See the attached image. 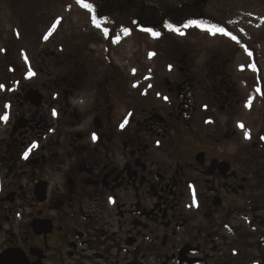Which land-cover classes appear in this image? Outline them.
Returning a JSON list of instances; mask_svg holds the SVG:
<instances>
[{
	"label": "flooded vegetation",
	"instance_id": "af4514ba",
	"mask_svg": "<svg viewBox=\"0 0 264 264\" xmlns=\"http://www.w3.org/2000/svg\"><path fill=\"white\" fill-rule=\"evenodd\" d=\"M75 43L0 74V264H264L261 53L176 54L138 89Z\"/></svg>",
	"mask_w": 264,
	"mask_h": 264
},
{
	"label": "rangeland",
	"instance_id": "374dc122",
	"mask_svg": "<svg viewBox=\"0 0 264 264\" xmlns=\"http://www.w3.org/2000/svg\"><path fill=\"white\" fill-rule=\"evenodd\" d=\"M163 1L178 3L186 0ZM45 2L44 0L20 2L39 11L35 14L39 23L35 27V29L38 27L37 35L31 36L27 33L22 35L14 13L7 7L8 0H0V74L3 70L13 67L14 57L15 68L21 74L24 72L20 70L21 67H25L21 60V52L28 58L29 67L33 65L34 68L44 67L47 62L50 67L54 60L48 59L46 54L58 53L60 56L62 43L68 41L71 43L76 41V46H81L79 51L86 53L83 56L84 60L91 63H88V67L105 68L106 64L111 66L112 63L128 78L131 77L130 83L133 86L142 85L138 86V89L146 84L143 81L145 72L152 68L173 67V61L169 58L176 54H195L193 57L198 58V63L203 66L205 58L234 53L233 68L245 63L247 51L261 53L259 55L264 57V0H205L202 5L205 8V15L214 19L217 26H224L238 38L243 48L236 40L219 34L213 36L196 27L181 26L179 28L184 35H178L163 26L153 29L161 33L159 38H155L150 33L141 31V28L131 25V22L130 24L121 22L120 17L117 20L96 19L94 23L92 17L95 16V11L90 13L78 5L76 0H60L53 8L48 4V7L45 6ZM85 2L91 3L94 7L90 0ZM30 20L33 21L32 17L27 18L28 23ZM57 20L60 23L51 31V35H48ZM31 22L27 23L25 31L30 28ZM204 22L210 24L209 21ZM95 24H99L100 27H96ZM122 28L129 29L130 34L122 32ZM105 30L109 37L118 34L120 43H113L110 38H106ZM46 35L47 40L44 39ZM83 38L84 42L81 45ZM67 51L74 50L71 46ZM79 51L77 53L80 54ZM71 60L75 63V59ZM261 63L264 66V60Z\"/></svg>",
	"mask_w": 264,
	"mask_h": 264
},
{
	"label": "trees",
	"instance_id": "16d2710c",
	"mask_svg": "<svg viewBox=\"0 0 264 264\" xmlns=\"http://www.w3.org/2000/svg\"><path fill=\"white\" fill-rule=\"evenodd\" d=\"M44 1H46L45 6L48 7L49 5L51 8L60 2V0ZM8 2L9 4L6 6L14 13L19 28L22 30V35L26 33L31 36L37 35L38 27L36 29L35 27L39 23L37 21L38 16L36 17L35 14L39 11L24 5L28 1L22 4L20 3L21 0H8ZM91 2L94 4L97 20L106 18L117 20L120 17L121 22L128 24L131 22V25L141 29H159L165 23L172 24L174 27H181L189 20L209 21L210 24H216L214 19L207 17L204 13L205 8L202 5L205 0H186L178 3L163 0H91ZM29 17H32L33 21L30 20V28L25 31V27L30 23L27 22ZM219 27L225 28L224 26Z\"/></svg>",
	"mask_w": 264,
	"mask_h": 264
},
{
	"label": "snow or ice",
	"instance_id": "6c2138e0",
	"mask_svg": "<svg viewBox=\"0 0 264 264\" xmlns=\"http://www.w3.org/2000/svg\"><path fill=\"white\" fill-rule=\"evenodd\" d=\"M76 3L78 5H80L82 8L86 9L87 11H89L90 13H93L95 11L93 5L91 3H86L85 0H76ZM94 23H95V20H96V17L93 16L92 17ZM60 23L59 20H57L53 25H52V29L50 30L49 34L48 35H51V31H54L56 26ZM96 27H100L99 24H95ZM165 28L170 30V31H173L175 33H177L178 35H184V33L181 31V29L179 27H174L172 24H168V23H165ZM183 27L184 28H189V27H196V28H199L201 30H204L206 32H208L209 34L215 36L217 34L219 35H222V36H227L229 37L230 39L232 40H236L237 43H239V41L237 40V38L235 36H233L229 31H227L225 28L223 27H219L217 26L216 24H207L206 22L204 21H201V20H189L187 21L186 23L183 24ZM141 31H145V32H148L150 33L153 37L155 38H159V36L161 35V33L159 32H155L152 28H142L140 29ZM122 32L124 33H128L130 34V30L127 29V28H122L121 29ZM104 34H105V37L106 38H110L111 39V42L113 43H120V36L118 34H113V37H109V33L107 32V30L104 31ZM48 35H46L44 37L45 40L48 39ZM250 56L252 55L251 52L248 53ZM256 68H255V65H253V71H255ZM30 75H34V73H30ZM4 86L3 85H0V89H2ZM259 91V89L257 90ZM166 99V98H165ZM251 104H252V99L250 98L248 103L245 105L246 107H251ZM8 107V106H6ZM53 115L55 116L56 115V112L53 111ZM8 116L7 115H3V116H0V120H3L5 123L8 121ZM127 120H125L122 124H121V128H123L125 126V124H127ZM207 123H212V121H206ZM242 131H244V138L245 139H251V133L249 130H246L245 128V125L243 123H240L237 125ZM93 140L95 141L97 139V137L95 136V134H93ZM261 140H264V136L260 137ZM33 148L37 147V145H33L32 146ZM25 158H27V153L25 154ZM193 206H196L198 207V204L196 203V200H195V193H193Z\"/></svg>",
	"mask_w": 264,
	"mask_h": 264
}]
</instances>
